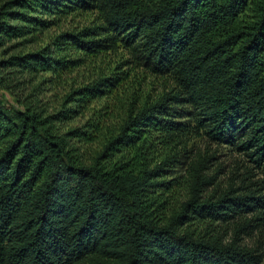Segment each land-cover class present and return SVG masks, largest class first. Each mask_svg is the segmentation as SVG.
<instances>
[{"label":"trees","instance_id":"16d2710c","mask_svg":"<svg viewBox=\"0 0 264 264\" xmlns=\"http://www.w3.org/2000/svg\"><path fill=\"white\" fill-rule=\"evenodd\" d=\"M120 48L168 85L105 130L125 72L68 77ZM200 134L264 158V0H0V264H262L264 179L221 188Z\"/></svg>","mask_w":264,"mask_h":264},{"label":"rangeland","instance_id":"374dc122","mask_svg":"<svg viewBox=\"0 0 264 264\" xmlns=\"http://www.w3.org/2000/svg\"><path fill=\"white\" fill-rule=\"evenodd\" d=\"M94 18V13H85L77 15L73 19L64 22V26H82L90 23ZM127 60V61H125ZM125 72L123 79H121L118 88L113 95V102L110 105L113 107V114L108 121L104 122V128H113L117 125L119 119L123 116L126 105L133 101V95L136 99L138 106L146 98L153 99L168 85L167 76L153 75L142 66L135 65L131 55L126 49L120 48L116 52H109L101 54L97 57H90L86 60L84 65L73 70L68 77L69 85L79 84L84 81L94 79L98 74L112 73V72ZM103 100L92 102L91 108L96 110L104 109L102 107ZM192 108L187 107L184 117L180 120H185L192 124L191 117ZM89 112L88 114H90ZM94 117V116H93ZM75 123V122H74ZM188 148H194L202 152H210L214 154L211 159V166L209 172H214L218 168L216 183L220 184L221 188H226L229 183H233L236 187L248 186L247 188H257L264 179V158L260 162L251 160L244 150H238L234 145L227 142H215L208 140L204 134L190 135L184 141ZM186 157H182V164L176 168V173L183 174L184 164ZM245 178L244 180H242ZM183 178H179L173 187L169 196V206L177 207L180 202L186 197L185 183H182ZM246 188V189H247ZM264 192V189L263 191ZM253 216L252 213L247 217ZM233 232L231 230L225 235V241H229ZM241 244L248 247L255 248L264 254V224L260 228L253 229L250 235H243ZM262 264H264V259Z\"/></svg>","mask_w":264,"mask_h":264}]
</instances>
